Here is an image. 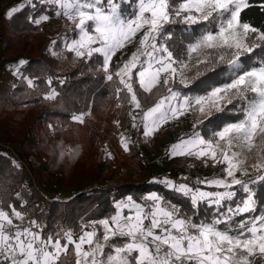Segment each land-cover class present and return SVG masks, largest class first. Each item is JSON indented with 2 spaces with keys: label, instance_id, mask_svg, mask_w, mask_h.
<instances>
[{
  "label": "snow or ice",
  "instance_id": "6c2138e0",
  "mask_svg": "<svg viewBox=\"0 0 264 264\" xmlns=\"http://www.w3.org/2000/svg\"><path fill=\"white\" fill-rule=\"evenodd\" d=\"M29 2L54 8L32 18L37 26L50 15L68 21L65 30L73 36L63 37L62 51L52 55L62 58L66 51L73 62L92 61L118 100L127 102L132 127L145 140L191 114L192 131L167 156L190 157L219 172L158 180L185 199L186 208L156 192L139 201L129 195L113 201L112 214L80 224L78 235L63 227L46 233L38 219L27 218L18 195L19 205L0 204V264H63L70 249L75 264H264V201L258 206L252 188L264 182V27L242 19L250 0ZM16 11L13 6L9 16ZM133 44L131 56L113 66L116 53ZM208 73L215 78L196 83ZM46 84L42 98L53 101L58 92L51 77ZM146 94L156 97L147 108ZM226 111L236 119H210ZM90 115L88 108L70 119L83 124ZM120 144L127 152L131 140L121 133Z\"/></svg>",
  "mask_w": 264,
  "mask_h": 264
},
{
  "label": "trees",
  "instance_id": "16d2710c",
  "mask_svg": "<svg viewBox=\"0 0 264 264\" xmlns=\"http://www.w3.org/2000/svg\"><path fill=\"white\" fill-rule=\"evenodd\" d=\"M19 1L8 0L7 3L11 9L16 6L17 11L8 16L3 24L4 29L0 30L2 35L10 34L12 38L11 41L7 39L6 49L16 41L21 42L22 48L31 44L33 39L40 38L44 43L38 55L32 56V51L27 53L21 49L15 56L0 60V121L4 120L0 125L9 130L0 140V204L19 205V195L25 204L23 210L27 218L38 219L45 225L46 233L59 231L63 227L73 229L77 235L80 220H97L112 214L113 201L129 195L139 201L148 192H156L188 207L185 199L165 190L158 183L160 178L165 177L164 174L153 172L137 144L142 130H135V139L129 151L121 148L117 132L123 131L130 122L127 102L118 98L109 99L114 95L113 85L103 78L102 72L94 70L97 66L92 61L85 63L81 59L73 62L72 54L66 51L62 53V58L52 55L53 51H62L60 41L63 37L73 36V31L65 30L66 21H57L51 30L45 29L43 23L37 26L31 23L32 18L51 14L54 8L40 3L32 6L29 0L20 4ZM250 3L253 6L242 12V19L256 27H264V10L260 7V0H250ZM124 7L127 8V5ZM52 17L55 15H50ZM52 41H57V44L53 46ZM44 57L55 60L50 62ZM20 61L25 63L20 65ZM13 72L16 82L11 86L7 78ZM20 74L33 78L37 87L29 88ZM49 77L58 92L53 101L42 98V93L47 91L46 80ZM209 77L215 78V73L200 77L196 83ZM146 96L145 108L152 106L156 99L150 94ZM118 104L121 106L117 107ZM88 108L91 115L85 123L70 119L74 112ZM210 119L231 120L236 116L226 111L214 113ZM115 121L120 122L119 127ZM6 145L7 148L17 146L15 155L18 159L8 152L4 147ZM36 156L43 161L44 167L37 163ZM118 159L123 163L127 161L129 166L121 163L116 167L113 164ZM195 163V167L201 164L197 160ZM113 166L114 171H109ZM71 173L78 176L85 173L83 177L92 182L91 185L82 188L78 176L69 183L66 179ZM180 177L184 175L179 174L172 179ZM60 182L61 188L53 190ZM252 188L259 206L264 201V182L253 184ZM61 259L63 264H75L74 251L70 249Z\"/></svg>",
  "mask_w": 264,
  "mask_h": 264
},
{
  "label": "rangeland",
  "instance_id": "374dc122",
  "mask_svg": "<svg viewBox=\"0 0 264 264\" xmlns=\"http://www.w3.org/2000/svg\"><path fill=\"white\" fill-rule=\"evenodd\" d=\"M23 1L24 0H20L18 3L20 4ZM7 3H8V0H0V30L4 29L3 28L4 21L7 20L8 16H9L8 13L11 9V7H9ZM57 21H66V23L68 24V21L66 19H62V18L55 16V17L49 18L47 21L42 22L43 27L45 29L50 28V30H51L53 28V26H55V23H57ZM7 39H9V41H11L12 38H11L10 34L9 35L8 34L2 35L0 33V60L15 56L16 54L20 53L21 49L27 53H28V51H32V52H30V54L32 56L38 55L40 53V49L42 48V43H44L43 40H41L40 38L37 40L33 39L31 44L25 45L22 48L21 42L16 41L14 44H11L7 50L6 49ZM137 46L138 45L133 44V45H130V46L118 51L116 53V55L113 57V66L121 63L123 60H126L129 56H131L132 51ZM44 58H46L47 61H50V62L55 60V58H53V57H50V58L44 57ZM16 68H17V66H15L13 68V70L15 71ZM8 79L10 80V82H9L10 85L13 86V84L16 82L14 72L7 78V80ZM116 98H117L116 95L109 97V99H113V100ZM3 122H4V120L0 121V124L3 125ZM98 124L100 125L101 123L99 122ZM1 125H0V140L2 139V137L6 136L7 133H9L8 127H5L3 129V128H1ZM192 127H193V116L191 114H187V115L181 116L179 119H173V120L167 122L166 124H164L162 126V128L153 137L148 138L147 140H145L143 138L142 132H141L140 138L137 141V144L140 147V149L142 150V152L144 153L145 158L147 159L148 163L150 164V168H152V170L155 174L160 171L164 174V176H168L170 178L178 177L179 174H182L184 176H189L192 178H195L197 176H199L201 178H205V177L211 178L214 174L219 172V166H217V167L205 166L203 163H201L199 167L194 166V167L190 168L188 166L190 163L194 164V165L196 164L195 163L196 160H194L193 158H190V157L168 158L167 150L169 149V147L174 142H176L182 134L190 133L192 131ZM135 130L136 129L132 127V122L130 120L129 124L125 127V129L123 131L119 130V132H117L119 143H120V135H121V133H123L125 136H127L131 140V144H132L134 139H135V136H134ZM173 137H175V140L173 139ZM120 146H121V144H120ZM4 147L7 148V145ZM16 147L13 145H10V147L7 149H8V152L10 154H13V156L17 158L18 156L15 155V153H17ZM121 148H122V146H121ZM35 159L37 160V163L41 167H44L43 161L38 159V156H36ZM122 159H123V157H122ZM121 163H123V162L120 159H118L115 162V164H113V165L118 167V165L120 166ZM124 163H123V166L124 165L127 167L129 166L127 161H124ZM115 166H113L112 168H109L108 170L114 171ZM78 170L80 172H84V170L82 168H78ZM129 170H131V168H129ZM129 173H127V174H129ZM84 175H85V173L80 174L79 176L77 173H73V174L71 173L70 175H68L66 180L69 183H71L72 179H76V177L78 176V178L80 179L79 180L80 185L82 184L81 187L86 188V186L91 185L92 182H90L88 179L83 177ZM240 178L247 180L251 177H240ZM55 186L56 187L52 188L53 190H55L57 188H61L62 184L60 182V184L57 183ZM150 193H152V192H148L146 195H148ZM79 222H80V224L84 223L82 220H80Z\"/></svg>",
  "mask_w": 264,
  "mask_h": 264
},
{
  "label": "built area",
  "instance_id": "2783aa9c",
  "mask_svg": "<svg viewBox=\"0 0 264 264\" xmlns=\"http://www.w3.org/2000/svg\"><path fill=\"white\" fill-rule=\"evenodd\" d=\"M173 139L175 140V137H173Z\"/></svg>",
  "mask_w": 264,
  "mask_h": 264
}]
</instances>
